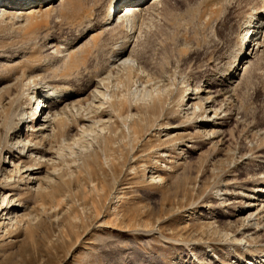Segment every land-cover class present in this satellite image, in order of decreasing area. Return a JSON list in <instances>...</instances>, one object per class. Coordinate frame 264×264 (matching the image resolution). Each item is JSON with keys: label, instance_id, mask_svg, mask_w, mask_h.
<instances>
[{"label": "rangeland", "instance_id": "1", "mask_svg": "<svg viewBox=\"0 0 264 264\" xmlns=\"http://www.w3.org/2000/svg\"><path fill=\"white\" fill-rule=\"evenodd\" d=\"M82 1L80 10H92L91 25L97 26L112 0ZM244 2L167 0L141 19L97 30L88 42L87 23L74 5L37 17L35 30L31 19L27 24L0 18L2 163L10 161L13 138L6 125H19L18 140L28 134L19 117H12L16 102L27 122V98L36 87L65 81L77 95L58 129L53 163L38 174L41 194L35 186L30 193L32 186L9 184L18 186L10 193L25 218L0 235V264L264 260V230L245 240L235 234L248 200L233 195L251 188V173L264 170L257 158L264 154V42L263 54L227 106L222 141L210 143L194 128L179 100L210 72L205 62L220 67L228 49L238 45L234 26ZM132 31L130 60L111 63V52ZM73 42L83 44L81 50L67 55ZM76 58L80 63L74 65ZM170 126L177 129L166 130ZM3 174L0 169V197L9 188Z\"/></svg>", "mask_w": 264, "mask_h": 264}, {"label": "bare ground", "instance_id": "2", "mask_svg": "<svg viewBox=\"0 0 264 264\" xmlns=\"http://www.w3.org/2000/svg\"><path fill=\"white\" fill-rule=\"evenodd\" d=\"M54 1L56 0H0V18H9L11 20L20 19L25 22L31 19L28 21H32L31 28L35 30V27L37 28L36 25L38 24V26H40L39 22L41 21L36 23L37 21L34 20H36L37 17L50 13L52 14L57 9L69 7L70 5H74L80 10L83 5L82 0H58L57 5H54ZM165 1L167 0H112L109 6H107V9H105L104 18L96 24L97 26L91 25L92 10L90 13L89 11L86 12V9H84V11L80 10L82 13H79V18L87 23L83 39H85V41H90L94 33L99 29L107 31L129 19L132 21L134 18L141 19L145 15L153 13L156 9L161 7ZM244 3V12L241 18L237 19L236 25L234 26L236 35L241 39L238 41V45L234 46V44H232L235 43L234 41L236 39H233L232 43L228 42L232 44H230V46H234L235 48L230 50L228 49V45H226L229 53L225 50L227 55L223 61L224 63L221 62L222 64H219L221 65L220 67L217 65V67H213L211 60L205 62L207 65L203 63L210 72L208 71L209 73L199 79L192 88L189 87L185 94L183 93L181 97L179 96V100L182 101L181 104L183 108H185L184 111L186 115L189 117V120L194 122L192 125H194V128L200 129L210 143H219L223 140V128L226 120L229 119L231 114L227 106L233 103L231 101L235 97V92L243 82H246L247 76L250 75V71L255 67V62H257V59H260L259 56L262 53L264 42V0H245ZM138 21L140 22V20ZM134 33L135 31L129 32L124 41L111 52L113 58L111 63L126 64L130 60ZM238 36L237 39H239ZM67 45V48L64 47L66 48L64 52L69 55L72 52L75 53L78 51L83 44L73 42ZM79 63L80 60L76 58L72 64L75 65ZM55 82H58V84H54ZM64 82L65 81L62 82L59 80L50 81L36 87L31 95H28L30 97L27 98L29 99V109L28 113H26L29 115L27 122H22L20 117H22V112L24 111H21L19 103L16 102L12 117H19V124L22 123L21 125H26V132L28 134L25 138L18 140L19 138L17 135L20 132L19 125L17 124L18 128L16 127L13 130L12 123L6 125L8 134L13 137L9 142L12 147L7 152L9 155L8 160L10 161H6L5 158V162L2 163V156H0V169L4 173V183H6L7 186L9 184H14L13 186L16 184L23 185L26 186V188L32 186L26 189V191L30 193L35 186L36 194H41L43 182L41 183L42 180L40 181L38 174H41L44 168L52 165L53 161L51 154L53 153V146L60 132L58 129L62 130L64 126L63 123L66 120L63 115L66 114L65 112H67L66 110H68V107L73 106L74 102L77 103L72 100V98L75 96L77 97V95L73 89ZM19 95L21 96L23 94L20 93ZM16 96L14 98H16ZM15 100H17V98ZM14 102H12L13 105ZM173 127H167L166 130L177 129L176 126ZM166 136L169 137V134H166ZM13 154H15V156H13ZM162 154H164V152ZM257 158H259V163L264 164V154L260 156L257 155ZM8 168L9 170H7ZM251 175H256L253 181H248L249 184H251V188L241 187L242 189H240V192L237 194L233 193L237 198L241 197L248 200L242 205L241 212L239 213L242 215V220L240 219L242 223L240 228L235 232L236 235H241V240L252 238L257 234L256 232L264 230V170L260 174L251 173ZM12 181L14 182L13 184ZM8 187L10 189H3L4 192L0 197V235L2 236L11 229L18 228L25 218V215L22 213L19 214V206L15 204V202H17L15 199L16 196L10 193V190H14L18 186L14 188L9 185ZM242 191L247 194H242ZM260 264H264V260Z\"/></svg>", "mask_w": 264, "mask_h": 264}]
</instances>
